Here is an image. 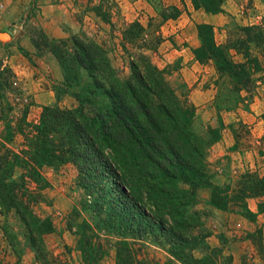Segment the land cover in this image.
<instances>
[{"label": "trees", "instance_id": "trees-1", "mask_svg": "<svg viewBox=\"0 0 264 264\" xmlns=\"http://www.w3.org/2000/svg\"><path fill=\"white\" fill-rule=\"evenodd\" d=\"M224 1L192 3L208 13H218ZM255 26H244L242 30ZM196 28L200 38L193 49L196 60H212L220 74H228L239 86L237 90L248 91L253 82L248 68L251 61L229 58L225 46L215 41L210 24L199 23ZM73 43L69 60L50 39L47 47L57 58L63 75L54 91L55 99L58 93L70 94L77 105H43L34 123L27 121L25 109L15 125L6 120L0 131L1 209L14 211L27 230L35 261L48 264L42 235L53 231L54 226L48 216L42 217L34 210L41 191L50 186L42 168L71 163L77 168L79 186L91 198L88 207L99 218L96 225L106 223L121 235L159 238L157 242L182 264H217V257L222 255L215 247L201 256L194 254L208 236L199 211L191 209L196 204L197 189H211L208 204L215 209L253 220L264 211V203L252 211L247 201L264 197V171L246 170L232 184H213L207 173L206 154L219 137L212 127L207 128V137L195 131V107L188 100L187 85L181 82L186 93L178 95L170 84L169 71L142 54L131 60V74L125 80L103 77L100 71L109 63L102 47L76 37ZM83 71L89 79L82 77ZM14 75L6 64L1 67L0 89L11 88L10 78ZM95 90H102L109 104L90 116L85 105ZM18 133L25 147L14 149L11 142ZM30 182L35 185L33 189L29 188ZM76 226L83 264H95L100 249L92 238L96 239L97 233L85 220L76 222ZM123 247L124 252H117L120 263L143 264L127 255L130 252Z\"/></svg>", "mask_w": 264, "mask_h": 264}, {"label": "rangeland", "instance_id": "rangeland-1", "mask_svg": "<svg viewBox=\"0 0 264 264\" xmlns=\"http://www.w3.org/2000/svg\"><path fill=\"white\" fill-rule=\"evenodd\" d=\"M57 1L59 4L62 3L61 0ZM246 1L245 6H251L255 11L264 14V0ZM4 2L6 0H0V35H7L0 37L1 65L7 63L6 60L13 50L9 36L12 24H19L22 20L18 17L13 23L9 22L6 25L8 10ZM71 2L72 7L69 11H63L61 8L53 10L55 14L58 11L56 24L60 30L66 32V36L53 39L51 37L52 40L45 33L51 12L48 17L38 11L40 8L32 6V22L29 25H32L30 28L32 40L37 43V51L40 50L38 54L51 52L47 47L50 39L69 60L74 48L73 38L76 37L84 42L93 41L102 47L104 57L109 63V67L100 71L103 77L111 75L125 80L131 74V60L142 54L157 67L169 71L170 84L178 95L186 93V90L181 88V82H185L178 75H182L186 80L188 78L189 86L185 84L189 90L188 100L195 107V131L207 137L206 130L212 127L220 138L228 125L234 136V145L222 154H218L222 148H217L215 144L219 138L207 148V173L211 182L216 185L232 184L240 173L247 170L245 166L242 168L240 165L243 154L240 155L238 152L249 148H259L257 151L261 152V148L264 147V133L257 137L259 130L250 129L248 124L242 122V118L241 120L237 118L250 108L254 100L255 110L258 113L261 111V117L264 112V15L258 23L243 25L239 20L240 16L234 10L230 21L222 27L223 31L220 29L214 31L215 41L225 46L229 58L234 61L247 59L251 61L248 68L253 82L248 91H239L237 90L239 86L228 74H220L212 60L203 63L198 61L196 64L198 68L195 70L191 68L190 76L179 70L184 54L178 52L182 49L188 52L191 49L193 52L197 47L193 45L190 37L195 19H199L196 10L206 12L203 7H194L192 0H71ZM230 4L232 5L231 2ZM74 7L78 10L75 8L76 11H72ZM248 25L256 26L242 30V27ZM197 39L200 41L198 33ZM18 48L26 55V51ZM53 56L55 57L54 54ZM55 60L59 64L57 58ZM43 76L44 79L51 80L47 86L57 91L63 75ZM82 77L89 79L86 71L82 72ZM10 81L11 88L0 89V131L6 120L15 125L25 114V109L28 111L25 115L27 121L37 122L43 106L34 105L30 94L22 89L18 75L15 74ZM58 95V100L52 104L61 108H72L77 105V101L70 94ZM90 98L85 105V111L90 116L109 104V98L102 90H95ZM11 147L14 149L25 147L21 134H16ZM260 163L257 168L252 166V170L263 174L264 162L261 160ZM18 174L19 170H16L15 176ZM42 174L50 186L41 191L42 197L34 205V210L42 217L48 216L54 226L53 231L42 235L48 264H83L82 252L77 242L78 235L75 233L76 222L83 220L93 225L97 233V238H92L100 249L95 264H128L120 263L117 259L118 250L124 252L121 249L123 246L130 252L127 255H132L143 264H182L157 242L156 239L159 238L154 239L140 234L121 235L122 232L109 229L106 223L96 225L99 218L94 210L88 207L91 198L84 194V190L79 186L77 168L71 163L44 166ZM34 187V183L30 182L29 188ZM210 191L209 187L197 189L196 204L191 208L199 211L208 235L194 254L201 256L215 247L222 255L217 257V264H264V211L258 212L259 215L252 220L240 213L215 209L208 204ZM253 200L255 202L251 200L250 203L252 206L256 205L257 211L258 204L264 203V197ZM18 260L19 264H38L22 222L14 211H5L0 207V264H15Z\"/></svg>", "mask_w": 264, "mask_h": 264}, {"label": "crops", "instance_id": "crops-1", "mask_svg": "<svg viewBox=\"0 0 264 264\" xmlns=\"http://www.w3.org/2000/svg\"><path fill=\"white\" fill-rule=\"evenodd\" d=\"M61 2V4H59L57 0H6V2H4L6 5V9L8 10V22L5 23L6 25H8L9 22L13 23V20H16L18 17L22 18L19 24H12L13 26L11 28V35L9 36L11 48L13 50L9 55V58L6 60V64L16 75H18V79L20 80L22 89L25 91V93L30 94L34 105L36 104L38 105V107H41L39 105L52 104L56 100L54 91L52 90V88L47 86L51 80L44 79L43 75H62V73L59 64L55 60L56 58L53 56V54H51V52H45L42 55L37 53L40 50L37 51L36 46L34 45L32 34L30 31L32 25H29V23L32 22V6L40 8V10L38 11H41L42 14L44 13L45 16L48 15L49 12L52 13V15L50 13V20L46 25L47 27L45 28V33L47 34V36L50 37V39L51 37L52 39L53 37L63 38L66 36V32L60 30L59 25L56 24L57 16L59 13L57 11V13L55 14L53 10H58V8H61L63 11H69L72 7V2L71 0H61ZM230 2L232 3V5L230 4ZM245 5H247V1L245 2V0H226L223 4V10L218 13H208L201 11V9H197L196 11H198L197 13H199V19H195V23L193 24V29L190 36L193 41V45H199V41L197 39V24L207 23L213 27L215 32H217L218 29L223 31L222 27L230 21L234 10L236 11L237 15L240 16L239 20L241 24L244 25L258 23L259 19L264 14L255 11L251 6ZM254 6L256 5L254 4ZM75 8L78 10L77 7H74L72 11H76ZM39 15L40 14H38V16ZM39 17L43 18L41 15ZM1 35L0 37H3ZM5 37L6 36H4V38ZM3 43H5V41ZM18 47H21L23 51H26L27 56L21 53ZM180 52L183 53L184 56L183 58H181V67L179 68V70L184 73H188L189 75V71H191V68L193 70L198 68L196 64L199 62L194 58L191 49L189 52L184 49H182L178 53ZM29 57H31V59ZM178 76H180V78L183 79L184 82L188 85V78L186 80V78H184L182 75ZM257 82L260 83L259 80ZM255 104L256 101L254 100L253 102H251L250 108L241 113V117H238L237 119L241 120L242 118V122L248 124V127H250V129L259 130L260 132H258L256 135L257 137H260L264 133V120L261 117V111L258 113L255 110ZM215 144L217 148H222L218 154L224 153L226 149L234 145V136L232 135L228 125L226 128H224L222 136ZM258 149L249 148L248 150L238 152L240 155L241 153L243 154V156H241L242 158H240V165L242 166V168L243 166H245L247 170L253 171L252 166L257 168L258 166H260L261 160L264 162V147L261 148V152L257 151ZM251 200L252 202H255L253 198L248 199V207L250 208V210L256 211V205L252 206L250 203Z\"/></svg>", "mask_w": 264, "mask_h": 264}, {"label": "bare ground", "instance_id": "bare-ground-1", "mask_svg": "<svg viewBox=\"0 0 264 264\" xmlns=\"http://www.w3.org/2000/svg\"><path fill=\"white\" fill-rule=\"evenodd\" d=\"M5 35V34H4Z\"/></svg>", "mask_w": 264, "mask_h": 264}]
</instances>
